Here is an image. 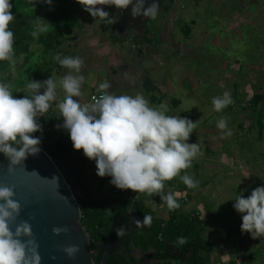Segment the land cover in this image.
Instances as JSON below:
<instances>
[{"label":"clouds","instance_id":"9594fccd","mask_svg":"<svg viewBox=\"0 0 264 264\" xmlns=\"http://www.w3.org/2000/svg\"><path fill=\"white\" fill-rule=\"evenodd\" d=\"M38 2L51 6L52 0H28L29 5ZM84 11L106 25L117 22V18L97 7L98 5L115 6L127 10L131 5L133 17H144L155 20L160 12L159 3L153 0L145 8L146 0H77ZM10 0H0V61L15 65L14 33L9 25L15 20L11 12ZM43 18H36L33 24L32 37L48 31L50 23L44 24ZM59 64L68 69L60 80L65 97L57 107L62 127L70 136L73 148L83 150L85 157L96 163L97 175L101 178L111 177V183L120 190H132L135 193L158 195L169 210L180 205L175 195L163 191L165 181L173 180L182 170L192 166V161L200 152L199 143L187 141L200 120L193 122L187 118L168 116L165 105L150 107L143 94L113 95L107 89L108 81L99 84L97 95L90 103L81 104L74 97H80L84 76L80 75L83 60L80 57H59ZM12 85L0 83V153L8 160L9 171L21 166L29 155L36 156L41 151V139L33 134L42 131L38 118L44 116L57 99V84L51 76L43 82L30 81L26 85L23 98H16L11 91ZM41 89H44L41 94ZM234 103L231 94L212 99L216 112ZM217 128L223 131L221 138L232 135L227 129V119L223 116L217 122ZM38 175V174H37ZM43 179V178H42ZM181 181L189 188H196L198 180L188 174L180 176ZM0 264H41L39 245L33 237L32 226L23 221L12 225L20 215L21 205L15 200V191L0 184ZM234 208L242 215L241 232L251 234L253 239L264 237V187L254 189L248 198L238 195ZM150 216L143 221L148 224ZM66 227H55L53 233L60 235L67 232ZM123 235V229L118 230ZM28 237L27 241L23 238ZM184 244L183 237L179 238ZM70 259H75L80 252L77 245L63 249Z\"/></svg>","mask_w":264,"mask_h":264},{"label":"rangeland","instance_id":"374dc122","mask_svg":"<svg viewBox=\"0 0 264 264\" xmlns=\"http://www.w3.org/2000/svg\"><path fill=\"white\" fill-rule=\"evenodd\" d=\"M209 1L212 6L208 3ZM241 2L243 4L239 7ZM247 3L250 5L249 9H252V13L257 10V16L252 20L249 19L252 13L245 14L243 6ZM263 3L264 0H239L238 5L235 0H174L171 6L175 10L179 9L178 16H180V19L176 17L172 24L176 39L179 41L185 38L186 41V37L183 35L189 33L191 38L188 39L190 43L187 42V44L189 46L198 44L197 49H199L197 53L185 59L182 58L181 53L179 58H175L171 56V50L164 49L162 53H168L167 58H159L162 64L156 73L158 76H164L176 88L172 94L173 98L182 102L183 117L181 118H187L193 122L200 120L187 142L189 144L199 143L202 154L194 158L192 166L182 170L179 175L188 174L194 180H198V187L189 189L180 179L177 180L175 177L173 180L165 181L163 191L165 194L169 191L173 194L179 193L175 198L184 211L189 212L196 207L198 208L201 218L205 220V225L208 226L209 231L206 234L208 236L210 234L212 241L209 237L208 239L211 243L214 240L213 245L216 246L211 254V261L213 260L211 264H222L220 262L222 260L221 255L225 248L224 245L220 246L216 241L226 237L227 233H223L222 230L235 226V222L229 216L232 212L238 213L234 208L236 197L242 194L244 198H248L254 189L264 187V129L262 137H260V127L259 124L258 126L256 124L259 122V117L264 118L262 113V110L264 112V98L257 102V111L253 112L250 106V99L261 94L264 97V88L260 89L261 84H264ZM169 5L167 4V6ZM165 6L166 4H163L162 8ZM222 11H226L227 14H220ZM233 14L235 16L232 18ZM82 16L94 19L90 13L84 10L79 13V17ZM164 17V12L160 11L155 20H150V26L147 29L149 30L148 35L145 39L139 38L140 41H151L152 39V41H156L153 46L156 47L157 43V47H160L162 43L159 41V37L162 34L161 38L171 42V38L166 37L167 32L163 30V27L161 33L160 29L158 31L153 30V26L156 27L159 19ZM170 17L167 14V20ZM232 19L240 21L238 27H235L233 22L230 23ZM248 21H252V24H245ZM43 23L46 24L47 21H43ZM80 25L81 21L78 27ZM104 27L105 32H111L109 30L110 25ZM209 31H212L213 37L208 34ZM128 36L130 37L131 34ZM134 36L137 35L134 34ZM221 39L225 41L219 42ZM127 47L131 48L130 42ZM41 48L42 45L38 44L32 47V51L37 55L34 60H38L39 57L43 58V53H40ZM192 50L194 51V49ZM136 61L141 69L154 76L153 73L147 71L146 63L141 64L140 61ZM39 62L41 61L39 60ZM16 63L14 74L17 72L16 68L19 70L25 63L24 57H21ZM29 70L27 69V71ZM102 73L105 74V72ZM57 79L60 78L55 72L54 80ZM95 91L96 89L89 87L85 90V94L90 96ZM224 92L231 94L234 103L225 107L221 112H216L212 105V99L216 96H222ZM124 94L132 96L128 89L122 90L121 95ZM149 97L151 99H149V104L157 100L158 107L161 104L165 105V112L168 116L175 115L177 117L178 111L174 109L175 107L172 106L170 109L166 103H163L166 98L160 101L157 96ZM259 105L261 106L259 107ZM150 106L155 107L154 104ZM221 116L227 119V129L232 132V135L227 138H221L223 131L217 128V122ZM66 135V140L72 143L68 133ZM63 172L67 174L65 170ZM89 181L90 183L92 181L95 186L92 177L91 179L89 177ZM170 183L174 184L173 187L169 185ZM206 184L210 185L204 188ZM112 187L113 184L109 185L108 189ZM200 188L204 190L197 192ZM187 189L194 191L195 198L194 201L190 199L184 205L183 201L187 199ZM106 192L96 190L90 192L89 195L93 200L96 197H107ZM108 192L110 196H115L110 190ZM120 192L119 195L122 200L119 201L118 205L115 203L114 206L121 208L123 205H127L123 204L126 203L123 200L128 201L131 198L129 197V190H121ZM133 193L138 201H140L138 198V194H140L142 196L141 201L155 212L156 216L168 218L167 206L163 204L158 195L149 196L147 193ZM185 202L187 201L185 200ZM105 208H110L108 202H106ZM218 225H221L222 228L217 230ZM225 247L228 253L232 254L235 241L230 239ZM262 252V250L258 252L257 264H261L264 259ZM183 261L185 264H192L187 259ZM223 261L226 262L224 258ZM244 261L246 262V260ZM249 263L251 264V261Z\"/></svg>","mask_w":264,"mask_h":264},{"label":"crops","instance_id":"0c3cea01","mask_svg":"<svg viewBox=\"0 0 264 264\" xmlns=\"http://www.w3.org/2000/svg\"><path fill=\"white\" fill-rule=\"evenodd\" d=\"M97 7L102 8V5H98ZM239 7H241V5ZM181 8L183 9L182 6ZM244 10H245V14L247 15H249V13H252V9L248 11L247 8H244ZM174 11H176L177 13H175ZM80 12L82 11H79V13ZM163 12H164L165 17L163 19H159V23L156 25V27L153 26V30L158 31V29H160V33H161L162 32L161 30L163 27V30H166L167 32L166 37L167 38L170 37L171 42L166 41L165 38H161L162 34H160L161 36L159 35L160 36L159 41H161L162 43L160 47H157V43H156V47L153 46V44L156 41H152L151 38H148V39H151L152 42L145 41V40L140 41L139 38L145 39L147 37V36H144L145 32L143 34L137 33L136 37L134 35H131L130 37L127 35V37L123 38L120 35L114 34L113 25H110L111 28L109 30L111 32L108 33L104 31V28H105L104 26L106 25H103L102 22H100L99 20H97L96 22V19L92 20V19H88L87 17L82 16L80 18V21H81L80 27L73 29L72 33L68 35L66 40H64L62 46L46 54L43 51H40V53H43V58L39 57L38 60H34L35 59L34 57H36L37 55L35 52L32 51L31 60L29 63H28V60L24 58L25 63L23 64L22 68H26L27 66L32 68L36 64H39L42 68L41 77L35 81L43 82L49 79L51 76L54 78L55 72L60 78L55 81L57 84V89H56L57 99L51 102V107L49 111L45 113L44 116H41L38 118V121H37L38 124H41L44 120H47L50 118H53L56 121H60L61 123L58 125L63 124V119L60 118V113H59V109L57 105L65 97V93L62 87L60 86V80L64 75L68 73L69 70L62 67L59 64L57 60V56L61 58L78 56L83 60L81 71L79 73L80 75H83L85 78L81 86L82 95L80 97H74V99L79 100L81 104L88 103L91 95L96 93L95 91L91 93L90 96H87L85 94V90L87 88L93 87L94 89H97L100 83L104 81H108L111 87L107 89L106 91H108L110 94L119 96L121 95V92L123 89H128L131 92L132 96L134 94L136 95L137 93L143 94L144 98L148 102L150 99L149 96H157L160 101L166 98L167 100L165 99L163 103H166L168 101V104L167 103L166 104L169 106V108L171 109V107L174 106L175 107L174 109L178 111L177 117L179 116L183 117L182 102L178 99L173 98V94H172L176 88L173 87L170 84V82H168L165 79L164 76L156 75L158 67H160L162 64V62H160L159 60L161 58L164 59V57L167 58L166 55L168 53L166 52L162 53V51H164V49L166 48L169 51L171 50L170 51L172 52L171 56L175 58H179L180 53L182 52L181 45L185 46L186 49L184 52H182L183 59L191 56L192 54L197 53V50L199 48L198 49L196 48V52H195V50L193 51L192 50L193 48L187 44L188 38H189L188 35H190L189 33H185L183 35V37H186V41H185V38L179 41L176 39L175 32H174L175 29L173 27L174 25L172 24H173V20L175 21L176 20L175 18L179 15L178 14L179 9L175 10L173 9L172 6H168L167 9L163 10ZM226 13H227L226 11L225 12L222 11V13L220 14H226ZM253 13L255 14L253 15ZM253 13L250 14L251 16L249 17V19L251 18V20L252 18L257 16V10L256 11L254 10ZM167 14L169 15V17L171 16L169 20H167ZM234 16L235 14H233L232 18ZM178 18L180 19V16H178ZM232 22L235 24V27L236 26L238 27V23L240 21L237 19H232L230 23ZM245 24L251 25L252 21L245 22ZM148 26L150 25L148 24ZM208 34L212 36V31H209ZM223 41L225 40L224 39L219 40V42H223ZM129 42H130L131 48L132 47H136V48L134 49L132 48V50L131 48L129 49L127 47ZM39 60L41 62H39ZM136 60L140 61L141 64L146 63L148 66L147 71H150L151 73H153L154 76H152L151 74H148V72H145L144 69H141L140 66H138ZM102 72H105V74H103ZM263 85L264 84H261L260 89L264 88ZM40 91L42 94L44 89H41ZM156 101L150 102L149 106L154 104L155 107H158V104L156 103ZM86 167L89 171L88 178L90 177L91 179L93 172L95 170L97 171L95 161L88 159ZM88 178H87V181H88ZM176 179L179 180L180 176L178 175ZM91 184H92V181H91ZM111 184L112 183L110 181L109 185ZM169 185L173 187L174 184L170 183ZM207 185L209 186L210 184H206L204 188L208 187ZM187 190L188 191L186 193V198H189L187 196L188 194L191 195V198L184 199V202L186 200L188 203L190 199L194 201L195 193L193 190L191 191L189 189ZM202 190L204 189L200 188L197 192L202 191ZM138 195H139L138 198L141 201L142 196L140 194ZM129 197L130 198L136 197L132 190H129ZM196 209L198 210L197 207ZM168 210L169 209H167V211ZM235 213L236 212H232L231 215L229 216V218L233 222H235V226L232 227L231 225H229L231 226L230 228H227V230L226 229L222 230L223 233H227L226 237L224 239H217L216 241L217 244L219 243L220 246L224 245V248H225V250H223L222 252V255H221L222 260L220 262H222V264H227V263L232 264V263H236L237 261V264L239 262L240 264H245V263L250 264L249 261H251V264H257L256 261L258 260V257H257L258 252L262 250L263 252L261 254L264 255V247H263L264 237L253 239L251 234L242 233L241 224H242L243 214L241 213L235 214ZM168 216H169V211H168ZM216 228L218 230L222 227L221 225H218ZM214 232H217V231H214ZM208 237L212 241L210 234ZM230 239H233V241H235V248L232 254L228 253V250L225 247L229 243ZM213 243H214V240H213ZM213 247L214 249L216 248V246L214 245ZM192 253L193 252L187 253V257L185 258V260L189 258L190 256H192ZM223 258L226 260L227 263L223 261ZM232 258H234L233 261H231ZM244 260H246V262ZM212 262L213 260L211 261V263ZM261 264H264V259L261 262Z\"/></svg>","mask_w":264,"mask_h":264},{"label":"trees","instance_id":"16d2710c","mask_svg":"<svg viewBox=\"0 0 264 264\" xmlns=\"http://www.w3.org/2000/svg\"><path fill=\"white\" fill-rule=\"evenodd\" d=\"M170 2L173 4L174 0ZM10 3L12 4L11 12L15 17V20L9 25L10 30L14 33L13 51L15 65H10L8 61H0V83L11 84L13 96L16 98H23L26 94V85L30 81H35L41 77L42 68L39 64L34 65L32 68L28 66L26 68L21 67L19 70L16 68L17 72L15 75L14 70L15 66H17L16 62L21 57H24L29 63L31 60L32 47L35 44L42 45V51L45 54L62 46L67 36L72 33L74 28L79 26V11L84 10V8L77 0H52L51 6L43 2H38L34 6L29 5L28 0H10ZM167 7L166 4L164 9H167ZM104 8L110 14L113 11L111 6L104 5ZM36 18H43L45 19L44 21H47L46 24L49 22L50 25L47 32L41 33L34 38L31 32L33 31V24ZM148 32L149 30H146L144 36L148 35ZM27 69L30 70L27 71ZM261 96H257L250 100V106L253 112L257 111V102H260L261 99L264 98L262 94ZM260 106L261 105H259V107ZM262 113L264 114L263 110ZM258 121L259 122L255 123L257 126L259 124L260 137H262L264 118L259 117ZM60 123V121H56L53 118L44 120L39 124L42 127V131H38L33 135L38 138L40 133H45L49 128L57 126ZM65 138H67V135H65ZM43 148L53 157L61 171L63 172V170H65L67 173L65 174L63 172L81 206L82 224L91 239V246L94 245L95 243H93L92 240L98 238V236L103 238L105 235V228L109 227L112 221V216L108 215L110 208H105L106 202L109 203V206L110 204L121 202L119 197L120 189H117L114 185L111 189H108L112 178L109 176L101 178L97 175L96 170L92 174V180L95 182V186L92 185L89 181V171L86 167L88 159L83 155L82 150L76 151L74 149L76 155L81 157L80 165L85 170L88 178L90 192L96 190L102 192L107 191V197H96L93 200H89L90 195L88 196L83 193L78 182L58 155L48 145L44 144ZM0 162H8L7 157L3 153H0ZM108 190L115 194V196H110ZM187 196L191 198L190 194ZM123 201L126 202L123 204H129L132 210L141 214L143 219L145 216L151 217V222L145 224L147 230H142L143 234L137 239L138 246H142L144 249L152 246L156 248L158 252H164L167 243H172L180 250V254H183L188 248L191 249L193 253L192 256L187 258L188 262L192 264H211V254L214 247L206 234L209 231L208 226L205 225V220L201 218L196 208L187 212L183 210L182 206H179L174 210H168L169 216L165 219L156 216L155 212L144 204L143 201H138L134 197L128 201ZM186 204L187 202H184V205ZM121 208L123 209L124 206ZM181 237L185 240L184 244L178 242ZM180 258L181 255L178 258L163 255L162 259L164 260V264H185V261ZM109 264H131V262L122 256H114L109 258Z\"/></svg>","mask_w":264,"mask_h":264},{"label":"water","instance_id":"95a60500","mask_svg":"<svg viewBox=\"0 0 264 264\" xmlns=\"http://www.w3.org/2000/svg\"><path fill=\"white\" fill-rule=\"evenodd\" d=\"M163 1L156 0L159 7L167 4V1L164 3ZM152 2L153 0H146L145 8ZM111 7L118 21H125V25L134 28L137 26L140 34L145 32L150 19L142 16L133 17L131 5L127 10ZM181 47L184 52L186 47L182 45ZM166 103L168 104V101ZM58 126L49 128L45 133H40L38 138L58 155L78 182L83 193L89 196L90 188L85 170L80 165L81 157L75 155L73 145L66 140L65 135L68 132ZM0 184L12 188L15 191V200L21 205L20 215L12 225V231L14 232L15 226L23 221H27L32 226L33 237L39 245L41 264H109V256L119 253L113 249L114 246L112 242H108L107 237L95 249L99 255L101 251H105L104 259L95 262L91 239L82 224L81 206L63 172L44 148H41L36 156L29 155L23 164L12 172L9 171L8 162H0ZM89 200H91L90 196ZM119 219L126 221L128 216L118 214L114 217L112 233L117 231L116 226ZM55 227H66L68 231L55 235L53 233ZM23 239L27 241L29 238L24 237ZM72 245L80 248L75 259L68 258L63 251L65 247ZM102 247H104L103 250ZM163 255L178 258L180 250L173 244H167Z\"/></svg>","mask_w":264,"mask_h":264},{"label":"flooded vegetation","instance_id":"af4514ba","mask_svg":"<svg viewBox=\"0 0 264 264\" xmlns=\"http://www.w3.org/2000/svg\"><path fill=\"white\" fill-rule=\"evenodd\" d=\"M167 1V4H172L170 1L171 0H164L163 3ZM239 0H236L235 3L238 4ZM209 4L212 3L209 1ZM243 2H241L242 6ZM264 4V3H263ZM163 6L160 7V11H163L164 8ZM244 8H247L248 11L250 10V5L247 3ZM103 10L105 11L104 5H102ZM112 8V7H111ZM111 15L115 17L114 14V9L112 8ZM227 14V13H226ZM220 15V14H219ZM178 17V16H177ZM216 20V19H214ZM125 21H118L113 25V32L116 35H120L121 37L125 38L127 37L128 34L134 35L137 34L139 31V28L136 26L135 28L129 25H125ZM148 26V24H147ZM148 28L146 27V30ZM189 38L190 35H188ZM188 38V39H189ZM190 43V41L188 40ZM198 44H195L194 46H191L195 52ZM199 47V46H198ZM198 51V50H197ZM76 155V153H75ZM118 205V203H117ZM124 208H120L118 206H114V204H110V209L108 212V215L112 216V221L109 227L105 228V235L103 238L98 236V238H95L92 240L94 245H92V252H93V258L95 262L97 263L100 259H104L105 256V251L100 253L96 252V247L99 243H102L107 237H108V242H112L114 246V250H117L119 253L109 256V258L114 257V256H122L126 258L128 261L131 262V264H164L163 258V252H158V250L154 247H148L147 249H144L142 246L137 245V239L143 234L142 230H147V226L143 223L138 225L136 221H143V218L141 214H139L137 211L132 210L131 206L128 205H123ZM118 209V210H117ZM114 211V212H113ZM120 216H128V219L126 221H123L121 219L118 220L117 222V231L112 233V225H113V219L116 215ZM123 229V235H118V230ZM167 244H172V243H167ZM174 245V244H173ZM176 247V246H175ZM104 247H102L103 250ZM177 248V247H176ZM187 253H191V249L188 248L186 251L183 252L181 255V260H183V257H187ZM179 255V257H180ZM108 258V260H109ZM175 258V257H172ZM161 262V263H160Z\"/></svg>","mask_w":264,"mask_h":264},{"label":"built area","instance_id":"2783aa9c","mask_svg":"<svg viewBox=\"0 0 264 264\" xmlns=\"http://www.w3.org/2000/svg\"><path fill=\"white\" fill-rule=\"evenodd\" d=\"M93 95H97V93H94V94H92V95H91V97H90V99H89L88 103H90V102H91V98H92V96H93ZM43 145H44V143H42V142H41V145H40V146H41V148H43Z\"/></svg>","mask_w":264,"mask_h":264}]
</instances>
